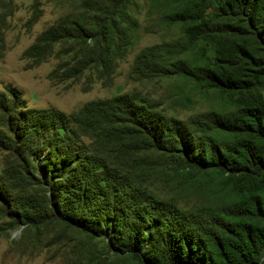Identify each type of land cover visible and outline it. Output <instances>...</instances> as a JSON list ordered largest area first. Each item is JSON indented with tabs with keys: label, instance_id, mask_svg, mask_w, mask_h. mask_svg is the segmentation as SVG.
Masks as SVG:
<instances>
[{
	"label": "trees",
	"instance_id": "1",
	"mask_svg": "<svg viewBox=\"0 0 264 264\" xmlns=\"http://www.w3.org/2000/svg\"><path fill=\"white\" fill-rule=\"evenodd\" d=\"M130 1L86 0L89 25L72 18L60 22L26 56L38 64L54 54L55 45H67V60L57 72L69 77L94 68L109 77L128 41ZM172 2L168 17L183 27L186 46L203 45L197 62L177 60L172 72L218 92L233 108L182 121L127 93L91 101L81 117H70L143 164L154 165L149 155L159 154L160 163L182 171L186 185L205 188L210 202L181 207L174 198L130 186L127 177L114 181L102 159L86 157L77 176L55 185L62 195L51 210L99 235L109 231L112 219L104 242L141 264H264V0ZM57 129L73 133L64 125Z\"/></svg>",
	"mask_w": 264,
	"mask_h": 264
},
{
	"label": "rangeland",
	"instance_id": "2",
	"mask_svg": "<svg viewBox=\"0 0 264 264\" xmlns=\"http://www.w3.org/2000/svg\"><path fill=\"white\" fill-rule=\"evenodd\" d=\"M85 2L0 0V264H141L104 242L112 219L109 231L99 235L79 219L52 212L62 195L55 185L77 176L86 157L102 159L114 181L127 177L130 186L174 198L181 207L210 202L205 188L186 185L182 171L160 163L159 154L149 155L154 165L143 164L70 117H81L91 101L127 93L141 95L152 111L182 121L233 108L218 92L172 72L171 63L177 60L197 62L203 47L186 46L183 27L168 17L172 0L127 4L128 41L124 53L113 59L109 77L94 68L69 77L57 72L67 45H55L54 54L38 64L26 56L37 38L60 22L72 18L89 25L84 13L92 12ZM59 125L75 134L57 133Z\"/></svg>",
	"mask_w": 264,
	"mask_h": 264
}]
</instances>
